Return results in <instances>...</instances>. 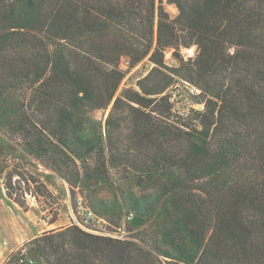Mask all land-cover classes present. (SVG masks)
I'll list each match as a JSON object with an SVG mask.
<instances>
[{
	"label": "trees",
	"instance_id": "obj_1",
	"mask_svg": "<svg viewBox=\"0 0 264 264\" xmlns=\"http://www.w3.org/2000/svg\"><path fill=\"white\" fill-rule=\"evenodd\" d=\"M121 57L152 63L137 90L117 93ZM174 82L199 91L183 112ZM0 134L97 215L134 213L130 240L37 235L45 264H264V0H0ZM0 179L23 210L49 194L7 160Z\"/></svg>",
	"mask_w": 264,
	"mask_h": 264
},
{
	"label": "rangeland",
	"instance_id": "obj_2",
	"mask_svg": "<svg viewBox=\"0 0 264 264\" xmlns=\"http://www.w3.org/2000/svg\"><path fill=\"white\" fill-rule=\"evenodd\" d=\"M165 8L171 16H174L177 12L174 5L166 4ZM195 49V46L185 47L181 49V53L186 59L188 57L194 56ZM172 51L173 50L171 49H167L165 51V62L168 67L177 66V61L172 57ZM125 60L128 62L127 67H120V62L122 63ZM151 67L152 63H150L147 59H144L135 66L130 67L129 59L126 57H121L119 61V68L124 72L125 75L120 83L117 93H120L123 89L128 88L137 90L138 81L148 72ZM195 92L199 91L188 83L181 84L178 82H174L167 90L168 95H170L172 111L174 113L183 112L186 107L190 106L191 97L189 93L192 94ZM202 106L203 104H193V107L196 109H202ZM109 109L110 105L105 109L92 110L90 111L89 115L92 118L100 121L104 125ZM9 141L12 142L4 135L0 134V159L7 160L12 167L14 166L16 170L23 175V178L27 177L30 179V177L32 176H38L41 177L43 181H46L43 175L49 173V171L46 170L38 161L26 156L22 152L20 147H18L13 142L12 143L15 145V147H11L12 150H10L8 146V143H10ZM15 179L16 177L13 178V180ZM46 183L49 189V194H43L36 197L32 196V194H25V201L28 205L27 210H23L18 205L19 209H13V211L5 213L6 215H12L13 217H15L14 219L18 221V225L15 226L13 219L11 227L18 228L16 229V235L18 237L17 241L18 243H21L20 247L12 251L7 256L5 263L18 264L17 259L18 257H20V255L33 258L37 264H40L41 262L44 263L43 260L39 256H37L34 251H32L29 241L33 239L31 238L33 234L46 227V224L44 222H48L52 217H56V219H58L56 226H54L53 228L75 224V219H78L80 223L96 229V231L99 232L104 230H115L117 234L123 233L124 235H126V240H130L135 237L136 230L132 229V227L130 226V222L123 221V212L132 211L127 205L123 207L121 218L119 221L114 222L113 220H110L108 218L106 220L103 217L97 215L94 210H92V208L85 201L83 194L79 193L77 189H75V193L71 198V193L69 191L68 185L64 181L58 179L57 177H54L51 178L50 181H46ZM20 185L21 187L29 186V188L32 190L36 189V186H34V184L30 181H21ZM102 195L107 200H110L113 197L111 191L106 188L104 189V191H102ZM86 208L92 212V216L90 219H86L84 215L80 213L81 209ZM22 211H28V217H33V219L36 220L39 224H34L29 228L27 227L28 230L24 231V217ZM85 219L87 221H83ZM17 241L15 243H17ZM7 246H9L8 237L0 236V247ZM1 260L2 257H0V261Z\"/></svg>",
	"mask_w": 264,
	"mask_h": 264
},
{
	"label": "crops",
	"instance_id": "obj_3",
	"mask_svg": "<svg viewBox=\"0 0 264 264\" xmlns=\"http://www.w3.org/2000/svg\"><path fill=\"white\" fill-rule=\"evenodd\" d=\"M10 142V141H9ZM9 149L12 150V148L15 147V145L10 142L8 143ZM12 147V148H11ZM54 178V177H53ZM59 179V178H58ZM61 180V179H60ZM13 209H19L18 205L14 203L12 200L8 199L6 197V191L3 184L2 179H0V236H7L9 240V246L7 247H0V257H2V260L0 261V264H4L7 256L14 250H16L18 247H20L21 243H18V237L16 235V229L17 227H11L12 220L15 218L12 215H6L5 213L13 211ZM27 212L22 211L23 217H24V231H27L30 226H33L37 223L36 220L33 219V217H28ZM70 217V216H69ZM14 225H18L17 220H13ZM58 219H56L53 223L44 222L46 224V227L44 229H41L37 231V233L33 234L31 238L36 237L37 235L41 234L44 231L52 229L54 226H56ZM28 227V228H27ZM29 240V239H28ZM17 241V243H15ZM6 250V251H5ZM4 255V256H3ZM44 264V263H40Z\"/></svg>",
	"mask_w": 264,
	"mask_h": 264
},
{
	"label": "built area",
	"instance_id": "obj_4",
	"mask_svg": "<svg viewBox=\"0 0 264 264\" xmlns=\"http://www.w3.org/2000/svg\"><path fill=\"white\" fill-rule=\"evenodd\" d=\"M128 62L125 60L124 62H120V67L121 66H126L127 67ZM80 213H82L84 215V217L86 219H90L92 216V212L90 210L86 209H81ZM133 212L132 211H127V212H123V221L124 222H130L133 219ZM83 220V221H87V220ZM75 225L79 226L81 229L92 233V234H96V235H100V236H104V237H111V238H117V239H127V236L124 235L123 233L117 234V232L115 230H104V231H96V229H93L91 227H88L87 225H84L83 223H80L78 221V219H75L74 221ZM86 227V228H85ZM17 263L18 264H37L36 261L31 258V257H26L23 255H20V257H18L17 259Z\"/></svg>",
	"mask_w": 264,
	"mask_h": 264
}]
</instances>
